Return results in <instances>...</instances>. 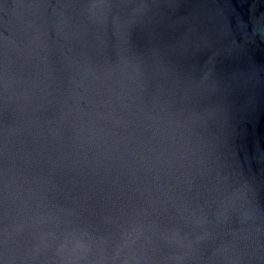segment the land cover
<instances>
[{
  "label": "water",
  "instance_id": "1",
  "mask_svg": "<svg viewBox=\"0 0 264 264\" xmlns=\"http://www.w3.org/2000/svg\"><path fill=\"white\" fill-rule=\"evenodd\" d=\"M0 264H264V0H0Z\"/></svg>",
  "mask_w": 264,
  "mask_h": 264
}]
</instances>
